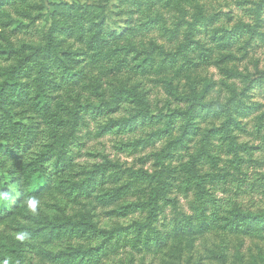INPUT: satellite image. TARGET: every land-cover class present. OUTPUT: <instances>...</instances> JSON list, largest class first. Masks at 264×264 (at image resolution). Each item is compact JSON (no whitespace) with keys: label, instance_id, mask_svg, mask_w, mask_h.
Instances as JSON below:
<instances>
[{"label":"trees","instance_id":"16d2710c","mask_svg":"<svg viewBox=\"0 0 264 264\" xmlns=\"http://www.w3.org/2000/svg\"><path fill=\"white\" fill-rule=\"evenodd\" d=\"M11 1L15 0H0V7ZM90 1L85 0L83 7L77 5L74 8H66L80 14L76 17L75 24L68 27L71 30L77 29L79 34L83 35L84 23L89 21V34L86 35L90 38L88 45L96 46L104 43L106 39V36H102V23L105 17L100 14L110 0H97L95 5L89 4ZM127 3L131 4L132 14L136 11L140 14L138 24L140 30L151 31L153 25L159 23V31L164 29L170 33V37H175L179 33L180 25H184L183 29H187L188 41L180 45L176 54H186L188 47L191 46V34L200 23L198 20L202 15L200 9H196V16H191V22L184 16L180 0H128ZM154 6L168 7L180 11L181 15L171 10L178 14L179 18L177 17L173 22L169 19L171 21L168 22L158 10L152 8ZM260 8L254 9L257 19ZM85 9L89 10L92 16L83 14ZM92 18H95V23ZM58 21L67 22L64 19ZM11 23L12 19L8 17L5 28H10ZM13 25L16 26V23ZM244 27L239 25L234 29L236 33L249 34L251 37L254 28L243 33L241 29ZM53 32L54 26L48 30L45 43L34 47L33 51H26L25 46H22L26 44L17 48L10 36L6 33L0 34L2 39L7 38L6 43L0 44V59H2L0 63H7L5 66H0L2 76L0 79V185L2 180L10 181L16 193L14 205L0 214V264H31L29 262L32 253L41 255L45 260L50 261L49 264H91L101 255L115 252L123 246L124 241H129L126 238L130 235L129 230H133L132 240L141 238V241H148L149 234L160 233L157 228L151 226L154 220L157 221L159 214H164V207L170 205V209L176 210L177 201L169 196L173 185L171 181L175 179H178L186 190H191L192 194L188 202L191 215L180 212L177 214L179 218L173 219L176 224L174 231L176 236L184 233L185 230L204 229L208 219L215 222L220 220L227 225L233 221L231 225L235 229L237 226L248 227L250 223L255 227L257 225L264 227V217L261 215L252 213L244 215L238 210L232 213L228 205L224 210H220L221 202L207 188L209 173L198 167L197 163L201 160L199 156L190 157L189 162L181 166V170L171 167L173 153L170 152V148L172 144L178 145L179 138L164 144L161 150L156 152L152 161L153 171L149 172L142 168L125 169L123 173L127 180L119 179L118 162H113L106 156H102L101 163L91 167L76 163L75 166L72 165L68 141L71 138L75 139V131L78 127L88 126L87 114L93 118L102 116V119L95 121L96 133L99 135L104 133L116 135L118 132L126 134L137 130L138 138L124 143L132 150L138 146L155 143L159 139L157 135L169 132L175 126L181 131L180 137L187 134L190 125L194 124L193 113L197 108L201 107L202 111L205 108L209 110L208 104L202 102L209 84L199 73H192L189 70L178 72L182 77L181 83H176L174 76L172 78L163 76L160 82L169 99L166 104L162 102L161 108L157 105L153 107L148 91L140 90L138 83L119 81L124 77L121 75L123 63H127L128 77H130L134 73H145L146 63H152L156 55H159V59L163 61L170 59L173 62L174 54L164 53V47L149 42L147 45L149 48L144 55L137 45L140 41L135 42L126 37L122 44H115L108 52L103 53L104 55L100 53L101 48L99 52H95V56H107L108 61H110L109 57L115 55L116 62L110 61L101 65L102 72L98 74L88 73L89 83L81 84L76 90L74 86H70L74 83L72 78L83 75V69L78 68L79 71H75L73 65V62L77 61L79 52L74 51L73 44H68L65 40L53 43ZM226 40L229 41V38L227 37ZM206 53L201 54L203 59H206L204 55ZM225 58L227 56H219L214 60L222 66ZM50 60L52 63H49ZM187 63L191 62L187 61ZM160 70L157 68V71ZM107 77H113V84L110 83L111 78L106 79ZM255 79L254 77L256 83ZM56 81L66 86L63 90L66 95L62 100L51 103L50 86L56 87ZM241 83L249 85L251 82L247 78ZM107 86L111 88L110 91ZM82 87L85 94L80 91ZM170 98L173 102L178 101L183 105L173 106ZM226 111L229 114L225 125H229L234 114L229 105H218L214 112L215 115L224 117ZM154 126L161 128H157L153 133L146 132L145 127L150 131ZM227 129L229 126L225 130ZM230 148L235 155L233 162L239 167L242 160L240 151L246 150L247 144L243 146L232 143ZM118 149L122 151L121 146ZM213 159L209 157L206 162L209 163L208 161ZM71 165L74 167L72 168ZM106 176H109L112 184L107 188H99L104 184ZM36 177L38 178L35 181ZM170 177L171 179H168ZM133 185L142 187V195H137L131 200H120V196L128 193ZM92 193L105 195L103 200L105 198L107 201L117 200L113 203V213L129 215L132 219L128 222H117L111 228L99 226L91 216L92 202L85 200ZM30 201L33 203L30 204ZM75 206L80 211L70 213L76 209ZM85 211L88 213V218ZM141 212H145V215L140 218L135 217L136 213ZM76 236L84 237L87 244H65L66 246L61 244L63 240L70 241Z\"/></svg>","mask_w":264,"mask_h":264},{"label":"rangeland","instance_id":"374dc122","mask_svg":"<svg viewBox=\"0 0 264 264\" xmlns=\"http://www.w3.org/2000/svg\"><path fill=\"white\" fill-rule=\"evenodd\" d=\"M96 2L97 0H91L89 4L95 5ZM127 2L128 0H110L102 10L100 15L105 17L102 23V36H106V39L104 43L96 46L88 45L90 38L86 35L89 34V21L84 23L83 35H80L77 29L71 30L68 27L75 24L76 17L80 14L66 8H74L77 5L83 7L85 0H15L0 7V34L6 33L10 36L17 48L26 44L22 45L25 46L26 51H33L34 47L43 45L46 34L52 26H54L53 43L65 40L68 44H73L72 49L79 52L77 61L73 62L74 70L83 69V75L72 78L74 83L70 87L74 86L76 90L81 84L89 83L88 73L98 74L102 72L101 65L110 61L116 62L115 55L109 57L110 61H108L103 53L108 52L115 44H122L126 37L135 42L140 41L137 45L144 55L149 48L147 47L149 42L164 47V53L174 54L173 62L170 59L163 61L159 59V55H156L152 63H146L145 73H134L130 77H128L127 63H123L121 75L124 77L119 81L138 83L140 90L148 91L153 107L157 105L161 108L162 102L167 103L169 99L160 82L163 76L168 78L174 76V81L181 83L182 77L178 72L189 70L192 73H199L209 84L202 101L208 104L209 110L205 108L202 111L201 107L197 108L193 113L194 124L190 125L187 134L180 137L181 131L175 126L171 131L157 135L159 139L155 143L138 146L132 150L124 143L130 139H137L139 136L137 130L126 134L118 132L116 135L109 133L99 135L96 133L95 121L102 119V116L93 118L87 114L88 126L78 127L75 131V139L71 138L68 141L72 165L75 166L76 163L91 167L101 163L102 156H106L113 162H118L120 169L117 171V176L122 181L126 178L123 172L127 168L153 171L152 161L156 152L161 150L164 144L179 138L178 145L172 144L170 148V152L173 153L171 167L181 170V166L188 163L190 157L199 156L201 160L197 163L198 167H201L202 171L207 170L210 179L213 180L207 181V188L221 202L220 210H224L228 205L232 213L238 210L244 215L252 213L264 217V0H180L187 21L192 20V15L196 16L198 9L202 11L198 19L200 23L191 34V46L188 47L185 55L176 54L180 45L188 41L187 29H183L184 25H180L179 33L175 37H170V33L164 29L159 31V23H155L151 31L140 30L138 27L140 14L138 11L132 14L131 4ZM257 7H261L258 19L254 14V9ZM152 8L158 10L168 22L171 21L169 19L175 21L177 17L179 18L178 14L181 15L180 11L168 7ZM83 14L92 16L87 9ZM8 17L12 19V23L10 28H5ZM60 19L67 22L62 23L58 21ZM92 20L95 23V18ZM256 21L258 23H255ZM13 23H16V26H12ZM239 25L245 26L241 29L243 33L254 28L252 36L236 33L234 28ZM227 37L229 41L226 40ZM6 42L7 38L0 37V44ZM100 48L102 49L100 53L103 55L95 56V52H99ZM204 52L206 59L201 57ZM163 56L162 54L161 57ZM219 56H227L222 66L214 60ZM187 61L192 64H188ZM49 63H52V60ZM6 64L3 62L0 66ZM157 68L161 70L157 71ZM244 76L246 78H243ZM110 78L112 83L113 77L106 79ZM247 78L251 83L242 84V80ZM0 79H2L1 75ZM65 88V85L58 82L56 87L50 86V102L65 98L66 94L63 92ZM107 88L110 91L111 88L108 86ZM80 91L85 94L83 87ZM170 100L173 106L183 105L178 101L173 102L172 98ZM218 105H229L232 109L234 114L229 125H225L229 114L227 111L224 117L215 115L214 111ZM112 114L118 115V113ZM228 126L229 129L225 130ZM157 128L160 129L161 126H154L150 131L145 127L148 133H153ZM232 143L243 146L247 144V149L240 151L242 160L239 167L233 162L235 155L230 148ZM119 146L122 147V151L118 149ZM209 157L214 159L207 163ZM171 182L173 185L169 196L177 201V207L176 210L170 209V205L164 207V214H159L157 221L154 220L151 227L157 228L159 235L149 234L148 241H141V238L132 240L133 230H129L130 235L126 236L129 241H124L123 246L115 252L101 255L91 264H264V227L260 225L255 227L250 223V227L237 226L235 229L231 225L233 221L227 225L220 220L218 222L210 220V222L208 219L204 229L185 230L184 233L176 236L174 232L176 224L173 219L179 218L177 214L180 212L191 215L188 202L192 194L191 190H186L178 179ZM109 184L112 183L109 176H106L104 184L99 188H107ZM142 192L141 186L133 185L128 193L120 196V200H131L137 195H142ZM104 196L92 193L85 198L86 202L89 200L92 202L91 216L99 226L111 228L117 222H128L132 219L129 215L113 213V203L117 200L107 201L106 198L103 200ZM15 200L14 186L10 181L2 180L0 214L11 208ZM77 211H80L78 207L70 213ZM142 215H145V212L136 213L135 217L140 218ZM86 216L88 218V213ZM63 241L61 243L63 245L87 244V240L80 236L73 237L70 241ZM29 263L49 264L50 261L32 253Z\"/></svg>","mask_w":264,"mask_h":264},{"label":"clouds","instance_id":"9594fccd","mask_svg":"<svg viewBox=\"0 0 264 264\" xmlns=\"http://www.w3.org/2000/svg\"><path fill=\"white\" fill-rule=\"evenodd\" d=\"M29 203H30V204H32V203H33V201H30Z\"/></svg>","mask_w":264,"mask_h":264}]
</instances>
